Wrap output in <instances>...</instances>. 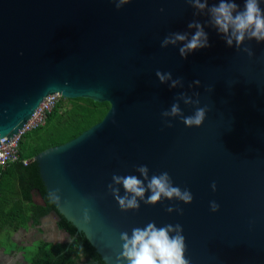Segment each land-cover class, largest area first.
<instances>
[{"label":"water","instance_id":"1","mask_svg":"<svg viewBox=\"0 0 264 264\" xmlns=\"http://www.w3.org/2000/svg\"><path fill=\"white\" fill-rule=\"evenodd\" d=\"M194 11L186 0H130L119 10L112 0H0V145L49 95L109 104L100 122L33 158L57 219L82 233L104 264H117L121 232L149 222L182 226L189 264H264V43L245 42L251 57L229 48ZM194 19L209 48L182 59L179 44L160 47ZM157 70L184 87L160 84ZM194 80L200 86L189 88ZM180 92L199 93L208 109L201 127L179 118L165 126L161 113ZM180 107L185 116L195 111ZM140 165L150 177L168 172L192 204L121 211L108 185L113 174L139 177Z\"/></svg>","mask_w":264,"mask_h":264},{"label":"clouds","instance_id":"2","mask_svg":"<svg viewBox=\"0 0 264 264\" xmlns=\"http://www.w3.org/2000/svg\"><path fill=\"white\" fill-rule=\"evenodd\" d=\"M119 10L130 4V0H112ZM195 10L194 16L206 15L207 25L214 28L223 38L229 48L235 46L237 51L247 53L249 57L253 55L250 47H245L246 41H256L264 43V8L261 7L262 0H243L241 9L236 0H218L209 5V0H186ZM163 11V9H161ZM190 31L172 32L161 41V48L169 46L178 48L182 59L199 50L210 47L209 37L205 31V25L198 20H193L187 24ZM194 30V31H191ZM156 77L160 84H167L170 89L183 88L181 78L174 79L171 72H161L157 70ZM199 87L200 81L194 80L189 88ZM185 106H194L192 115L185 116L181 110L180 102ZM199 93L193 92L189 95L180 92L169 110L161 113L163 122L168 128L173 127L171 120L179 118L189 129L199 128L205 121L207 107H200ZM137 175H116L112 176V183L108 185V191L116 200L121 211H136L140 208L141 202L146 205L155 206L163 201H179L185 205L193 202L190 190L181 189L173 184L168 172H161L149 176L147 165H140L136 168ZM121 187L124 194L121 195ZM211 188L216 191L215 182ZM146 193H148L147 198ZM169 214L177 212L183 213L180 208L168 207ZM210 210L215 213L219 210V205L210 202ZM84 220H89L88 210L85 209ZM122 242V252L117 257V264H189L185 258L186 243L183 235V228L180 224L157 227L155 222H149L144 227H134L131 235L128 232L120 233ZM81 253L83 249L81 248Z\"/></svg>","mask_w":264,"mask_h":264},{"label":"trees","instance_id":"3","mask_svg":"<svg viewBox=\"0 0 264 264\" xmlns=\"http://www.w3.org/2000/svg\"><path fill=\"white\" fill-rule=\"evenodd\" d=\"M61 100L66 101L67 109L62 108L60 102L57 103L51 113L47 115L44 125L22 136L18 149L19 159L28 160L29 163L25 166L20 162L5 167L0 166V197L2 199L20 198L29 201L33 190H37L42 197L44 206L20 205L16 209V211L20 210L22 214L30 212L33 223L55 210L46 195L33 158L48 148L62 145L76 138L100 122L109 109L108 103H98L90 99L61 98ZM12 182L15 189L13 195L8 194L11 190H6L11 187ZM27 220L29 219L21 222L15 214L10 218L1 219L0 224L16 228L26 223ZM57 227L66 232L71 237V241L61 244H39L29 264H78L81 259H85L89 264H104L85 236L78 233L62 216L57 221ZM81 248L83 253H81Z\"/></svg>","mask_w":264,"mask_h":264},{"label":"crops","instance_id":"4","mask_svg":"<svg viewBox=\"0 0 264 264\" xmlns=\"http://www.w3.org/2000/svg\"><path fill=\"white\" fill-rule=\"evenodd\" d=\"M6 190L13 195L14 186ZM22 206H44V201L37 190L31 192L29 201L20 198L2 199L0 197V220L16 216L20 221L26 223L18 227L3 226L0 224V264H29L36 248L41 243L61 244L69 243L71 237L57 227V216L54 212L41 217L38 222L33 223L31 213L22 214L17 207ZM11 212V215H9ZM17 212V213H16Z\"/></svg>","mask_w":264,"mask_h":264},{"label":"built area","instance_id":"5","mask_svg":"<svg viewBox=\"0 0 264 264\" xmlns=\"http://www.w3.org/2000/svg\"><path fill=\"white\" fill-rule=\"evenodd\" d=\"M60 97L57 94L49 95L45 97L42 103L39 105L37 110L31 119L24 125V127L19 131L17 135H15L9 142L0 145V166L5 167L9 164L20 162L22 165H27L29 163L28 160H20L19 159V143L21 141L22 136L39 127L44 125L47 115L51 113L53 108L59 103Z\"/></svg>","mask_w":264,"mask_h":264},{"label":"rangeland","instance_id":"6","mask_svg":"<svg viewBox=\"0 0 264 264\" xmlns=\"http://www.w3.org/2000/svg\"><path fill=\"white\" fill-rule=\"evenodd\" d=\"M59 102L62 104V108L67 109L66 101L60 99ZM78 264H89V263H87L85 259H81L78 262Z\"/></svg>","mask_w":264,"mask_h":264}]
</instances>
